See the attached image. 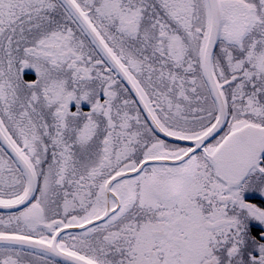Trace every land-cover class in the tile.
<instances>
[{"label": "snow or ice", "instance_id": "snow-or-ice-1", "mask_svg": "<svg viewBox=\"0 0 264 264\" xmlns=\"http://www.w3.org/2000/svg\"><path fill=\"white\" fill-rule=\"evenodd\" d=\"M0 264H264V0H0Z\"/></svg>", "mask_w": 264, "mask_h": 264}]
</instances>
